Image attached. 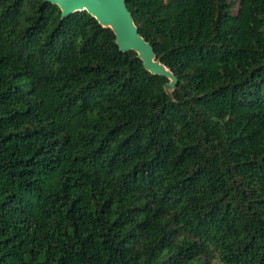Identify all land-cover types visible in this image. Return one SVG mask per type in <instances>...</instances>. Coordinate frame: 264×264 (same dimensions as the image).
<instances>
[{
  "label": "trees",
  "instance_id": "16d2710c",
  "mask_svg": "<svg viewBox=\"0 0 264 264\" xmlns=\"http://www.w3.org/2000/svg\"><path fill=\"white\" fill-rule=\"evenodd\" d=\"M124 1L170 94L85 11L0 0V264H264V0Z\"/></svg>",
  "mask_w": 264,
  "mask_h": 264
},
{
  "label": "water",
  "instance_id": "95a60500",
  "mask_svg": "<svg viewBox=\"0 0 264 264\" xmlns=\"http://www.w3.org/2000/svg\"><path fill=\"white\" fill-rule=\"evenodd\" d=\"M45 2L59 8L61 21L74 13L85 11L101 27L113 32L120 52H135L146 71L168 80L164 86L167 94L176 88V77L156 60L151 45L139 35L124 0H45Z\"/></svg>",
  "mask_w": 264,
  "mask_h": 264
},
{
  "label": "rangeland",
  "instance_id": "374dc122",
  "mask_svg": "<svg viewBox=\"0 0 264 264\" xmlns=\"http://www.w3.org/2000/svg\"><path fill=\"white\" fill-rule=\"evenodd\" d=\"M231 1H234L235 3H237L238 4V1L239 0H231ZM235 9H237V6H236V8Z\"/></svg>",
  "mask_w": 264,
  "mask_h": 264
}]
</instances>
